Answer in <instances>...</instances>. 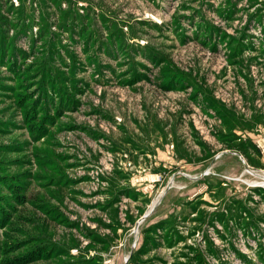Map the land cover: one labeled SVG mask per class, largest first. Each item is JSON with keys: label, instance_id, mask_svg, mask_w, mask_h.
Returning a JSON list of instances; mask_svg holds the SVG:
<instances>
[{"label": "rangeland", "instance_id": "obj_1", "mask_svg": "<svg viewBox=\"0 0 264 264\" xmlns=\"http://www.w3.org/2000/svg\"><path fill=\"white\" fill-rule=\"evenodd\" d=\"M0 177V264H264V0H0Z\"/></svg>", "mask_w": 264, "mask_h": 264}, {"label": "crops", "instance_id": "obj_2", "mask_svg": "<svg viewBox=\"0 0 264 264\" xmlns=\"http://www.w3.org/2000/svg\"><path fill=\"white\" fill-rule=\"evenodd\" d=\"M95 153L97 155L95 160H97L99 157V153H98V151ZM91 154H94V153H91ZM139 156H141L142 159L143 158L146 159L145 155H143V154L139 155ZM148 158H149V161H152V162L154 161V155L150 156V157L148 156ZM85 161H87V160H85ZM88 162H90V161H88ZM144 163H146V162H144ZM88 164H90V163H88ZM90 170H87V172L82 171L80 173L82 180L83 179H86V180L90 179V181L92 183L91 188L88 191V194H90V195L92 194V197H89L90 199H89L88 203H90L92 207H96L98 210H100L102 213H104L105 217H102L101 215H95L94 219H96V221L98 222V224L100 226L107 227L108 229H110V232L113 233V232H115L116 228L119 227L118 224H122V222H123V221H120L116 216V215H118V211H117L118 204H122V200H124V203L126 202V204H127V201L129 200V194H127V193H129V190L131 189L133 191L136 190L139 192V188H137L134 185H130V179H131L130 173L128 171V166L125 163L122 164V167H120V169H115L114 171L112 169L111 170H104V169L99 168V167H97L96 169H94V167H92ZM95 178H96V180H94ZM84 191L85 190H82V189L78 190V189L74 188V194L80 193L82 195H85ZM71 192L73 193V191H71ZM71 198H73L71 200L78 202L82 206L86 207L88 205V203H85L83 201L80 202L79 200H77L76 195H73V197H71ZM132 201L135 202V199ZM157 201L158 200L156 199L153 202V204L157 203ZM63 206H65L64 203H63ZM136 211H138L137 207H136ZM129 212L131 214H133L132 211H129ZM128 218H130L129 215H128L127 219L126 218H124V219H126V221L129 222ZM105 221H107V222H105Z\"/></svg>", "mask_w": 264, "mask_h": 264}, {"label": "trees", "instance_id": "obj_3", "mask_svg": "<svg viewBox=\"0 0 264 264\" xmlns=\"http://www.w3.org/2000/svg\"><path fill=\"white\" fill-rule=\"evenodd\" d=\"M2 86H3V84H2ZM49 117V114H46V116H45V118H48ZM236 146V145H235ZM239 147H240V144L238 145ZM243 150V149H242ZM245 152V151H244ZM4 177H0V180L1 179H3ZM20 183H22V181H19ZM0 184L1 185H3V186H5L6 188H9L13 193L14 192H17L16 190H18V192H24V187L21 185L20 187L17 185V187L15 186V184H13L12 183V181L11 180H9V181H7V180H4V181H2V182H0ZM19 187V188H18ZM18 188V189H17ZM127 194H129V193H127ZM2 202V201H1ZM52 208V210H55L56 209V207H51ZM50 219H52V218H50ZM61 220H62V217H61ZM93 239L94 240H96V241H100V239L99 238H97V237H93Z\"/></svg>", "mask_w": 264, "mask_h": 264}, {"label": "water", "instance_id": "obj_4", "mask_svg": "<svg viewBox=\"0 0 264 264\" xmlns=\"http://www.w3.org/2000/svg\"><path fill=\"white\" fill-rule=\"evenodd\" d=\"M153 208H154V206H152L151 209H149L148 211H146V212H145V213L139 218V221L142 220L143 218H145V216H146L147 214H149V213L153 210Z\"/></svg>", "mask_w": 264, "mask_h": 264}]
</instances>
